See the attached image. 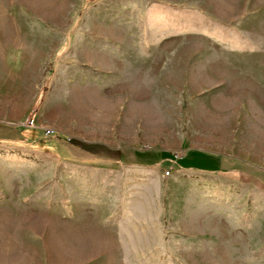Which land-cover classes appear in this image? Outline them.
Returning a JSON list of instances; mask_svg holds the SVG:
<instances>
[{"label":"rangeland","instance_id":"1","mask_svg":"<svg viewBox=\"0 0 264 264\" xmlns=\"http://www.w3.org/2000/svg\"><path fill=\"white\" fill-rule=\"evenodd\" d=\"M248 2L0 0V264H264Z\"/></svg>","mask_w":264,"mask_h":264},{"label":"crops","instance_id":"2","mask_svg":"<svg viewBox=\"0 0 264 264\" xmlns=\"http://www.w3.org/2000/svg\"><path fill=\"white\" fill-rule=\"evenodd\" d=\"M247 4H249L247 0ZM217 111L218 105L214 107ZM159 157V156H158ZM157 161H154V163ZM181 166L188 170H197L203 171L208 173H219L225 172L227 170L231 171H238L233 170L232 168L235 166L234 164H228L227 160L221 159L219 157H214L209 154H206L200 150H187L184 155L178 161ZM153 164V161L149 162ZM229 166V168L227 167ZM183 168V169H184Z\"/></svg>","mask_w":264,"mask_h":264},{"label":"built area","instance_id":"3","mask_svg":"<svg viewBox=\"0 0 264 264\" xmlns=\"http://www.w3.org/2000/svg\"><path fill=\"white\" fill-rule=\"evenodd\" d=\"M32 124H33V121H32V120H31L30 122H28V126H29V125L31 126ZM47 133H49V132H47ZM168 173H169V172H166L165 174L168 175Z\"/></svg>","mask_w":264,"mask_h":264},{"label":"trees","instance_id":"4","mask_svg":"<svg viewBox=\"0 0 264 264\" xmlns=\"http://www.w3.org/2000/svg\"><path fill=\"white\" fill-rule=\"evenodd\" d=\"M232 169L233 170H239V167L238 166H234Z\"/></svg>","mask_w":264,"mask_h":264}]
</instances>
